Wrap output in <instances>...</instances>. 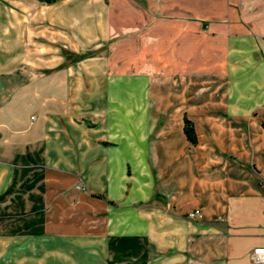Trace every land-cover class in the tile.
<instances>
[{"label": "crops", "instance_id": "1", "mask_svg": "<svg viewBox=\"0 0 264 264\" xmlns=\"http://www.w3.org/2000/svg\"><path fill=\"white\" fill-rule=\"evenodd\" d=\"M13 2L0 195L34 166L18 155L44 178L22 192L26 175L0 203L14 216L0 227L31 228L0 231V264H143L145 242L146 264H253L264 248V0ZM114 237L132 247L112 255Z\"/></svg>", "mask_w": 264, "mask_h": 264}, {"label": "trees", "instance_id": "2", "mask_svg": "<svg viewBox=\"0 0 264 264\" xmlns=\"http://www.w3.org/2000/svg\"><path fill=\"white\" fill-rule=\"evenodd\" d=\"M40 1H43V2L48 3V4H53V3H56L60 0H40ZM184 132L187 136V139L190 141V143L192 145H196L198 142V138H197V134L195 131V127H194L193 122L190 121L188 118H185ZM29 160L31 161V163L34 166L23 169L22 171H19L16 168L11 186L8 188V190L4 194L0 195V203L5 202L10 195H12L14 192L17 191L16 190L17 185L19 184V182L21 180H23V177H25L26 175L28 176L30 173L33 172L32 176L28 177L27 180L21 184L20 190L22 192H26V191H30L31 189H34L43 180L44 174L42 171H37V169H39L40 167L37 166L38 165L37 162L35 160H33V158L31 156H29V155H26V156L18 155L15 159V162L17 165V164L25 162V161L28 162ZM31 163H22V164H26V165L30 166ZM12 217H14V216L11 212H3L2 214H0V226L3 225V222L5 220H7V221L12 220ZM9 225H10L9 227L6 226L7 228H6L5 232H13L15 234L16 233H25V232L29 231V229H31L29 226H24V228H21L20 230H18V229H15V227H13L12 224H9ZM22 229H24V230H22ZM38 233H40V232H38ZM125 240H127V239L120 238V237H114V238L110 239L109 248H110V252L112 253V255L123 253L124 250H127V248L131 246L129 243L124 242ZM137 245H138V247H140V243H137ZM146 245H147L146 242L142 244V246H143L142 250L144 251V253L142 254L143 264H146V260H147Z\"/></svg>", "mask_w": 264, "mask_h": 264}, {"label": "rangeland", "instance_id": "3", "mask_svg": "<svg viewBox=\"0 0 264 264\" xmlns=\"http://www.w3.org/2000/svg\"><path fill=\"white\" fill-rule=\"evenodd\" d=\"M13 0H0V43L5 49H12L14 41V10ZM18 9V6H17ZM34 10L36 8H33ZM18 22V20H17ZM1 45V46H2ZM7 227H0V231H5ZM1 239V238H0Z\"/></svg>", "mask_w": 264, "mask_h": 264}, {"label": "built area", "instance_id": "4", "mask_svg": "<svg viewBox=\"0 0 264 264\" xmlns=\"http://www.w3.org/2000/svg\"><path fill=\"white\" fill-rule=\"evenodd\" d=\"M79 190H85L86 188L80 183L76 187ZM190 219H201L202 212L200 210H194L188 214ZM253 264H264V248H257L251 255Z\"/></svg>", "mask_w": 264, "mask_h": 264}]
</instances>
